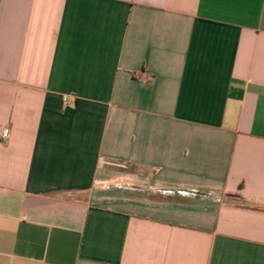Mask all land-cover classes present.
<instances>
[{
  "label": "crops",
  "instance_id": "obj_1",
  "mask_svg": "<svg viewBox=\"0 0 264 264\" xmlns=\"http://www.w3.org/2000/svg\"><path fill=\"white\" fill-rule=\"evenodd\" d=\"M0 264H264V0H0Z\"/></svg>",
  "mask_w": 264,
  "mask_h": 264
},
{
  "label": "built area",
  "instance_id": "obj_2",
  "mask_svg": "<svg viewBox=\"0 0 264 264\" xmlns=\"http://www.w3.org/2000/svg\"><path fill=\"white\" fill-rule=\"evenodd\" d=\"M9 137V129H5L2 133H0V140H7Z\"/></svg>",
  "mask_w": 264,
  "mask_h": 264
}]
</instances>
